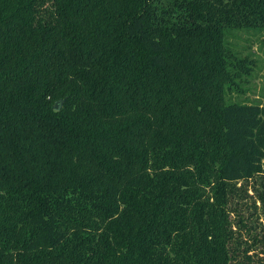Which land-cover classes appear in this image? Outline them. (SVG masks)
<instances>
[{
  "label": "trees",
  "instance_id": "trees-1",
  "mask_svg": "<svg viewBox=\"0 0 264 264\" xmlns=\"http://www.w3.org/2000/svg\"><path fill=\"white\" fill-rule=\"evenodd\" d=\"M240 32L264 0H0V264H264L230 202L264 179Z\"/></svg>",
  "mask_w": 264,
  "mask_h": 264
},
{
  "label": "rangeland",
  "instance_id": "rangeland-1",
  "mask_svg": "<svg viewBox=\"0 0 264 264\" xmlns=\"http://www.w3.org/2000/svg\"><path fill=\"white\" fill-rule=\"evenodd\" d=\"M238 56L252 61V76L247 85L241 86L240 93L232 96V101L242 103H261L264 105V34L252 36L240 32L232 40ZM231 207L236 209L235 221L242 219L246 228L238 229L237 235L243 242L242 248L253 244L254 238L264 239V179L256 176L251 181L235 185L230 198ZM252 256H263L264 242H258Z\"/></svg>",
  "mask_w": 264,
  "mask_h": 264
},
{
  "label": "water",
  "instance_id": "water-1",
  "mask_svg": "<svg viewBox=\"0 0 264 264\" xmlns=\"http://www.w3.org/2000/svg\"><path fill=\"white\" fill-rule=\"evenodd\" d=\"M60 104H61V102H57L56 104H55V110H58L59 109V107H60Z\"/></svg>",
  "mask_w": 264,
  "mask_h": 264
}]
</instances>
